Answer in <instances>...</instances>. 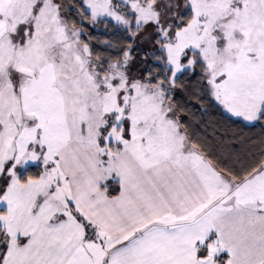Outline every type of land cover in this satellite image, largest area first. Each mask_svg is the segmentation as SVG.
<instances>
[{"label": "snow or ice", "instance_id": "6c2138e0", "mask_svg": "<svg viewBox=\"0 0 264 264\" xmlns=\"http://www.w3.org/2000/svg\"><path fill=\"white\" fill-rule=\"evenodd\" d=\"M0 264H264V0H0Z\"/></svg>", "mask_w": 264, "mask_h": 264}]
</instances>
